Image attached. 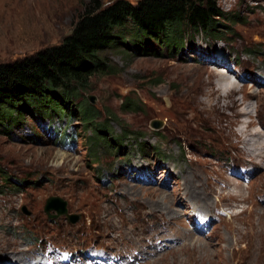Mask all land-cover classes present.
<instances>
[{
	"label": "rangeland",
	"instance_id": "374dc122",
	"mask_svg": "<svg viewBox=\"0 0 264 264\" xmlns=\"http://www.w3.org/2000/svg\"><path fill=\"white\" fill-rule=\"evenodd\" d=\"M90 1L0 0V63L59 44ZM215 1L239 20H219L222 41L199 33L173 54L130 43L101 53L113 73L93 77L85 96L110 115L119 148L96 146L95 157L76 113L49 135L30 116L0 127V264H264L263 160L194 108L210 72L228 71L257 95L236 94L264 140V0ZM50 197L66 216L49 217Z\"/></svg>",
	"mask_w": 264,
	"mask_h": 264
},
{
	"label": "trees",
	"instance_id": "16d2710c",
	"mask_svg": "<svg viewBox=\"0 0 264 264\" xmlns=\"http://www.w3.org/2000/svg\"><path fill=\"white\" fill-rule=\"evenodd\" d=\"M219 20L239 23L237 15L223 12L215 0H114L107 5L91 0L59 44L0 63V127L10 132L30 116L47 122L49 135L56 122L76 113L84 130L91 132L92 154L97 156L94 150L100 145L113 151L120 143L106 135L110 115L101 120L100 111L85 96L93 77L113 73L101 53L130 43L141 53L157 45L173 54L183 50L188 35L199 33L222 41L224 25ZM129 105L127 100L123 108H132ZM37 136L33 133L34 141ZM65 139L66 133L59 137Z\"/></svg>",
	"mask_w": 264,
	"mask_h": 264
},
{
	"label": "bare ground",
	"instance_id": "6f19581e",
	"mask_svg": "<svg viewBox=\"0 0 264 264\" xmlns=\"http://www.w3.org/2000/svg\"><path fill=\"white\" fill-rule=\"evenodd\" d=\"M228 74L229 72L223 69H220L217 73L211 71L209 80L202 81L201 83V87L197 93L199 95L196 99L197 105L195 104L196 106L194 108H196L195 110L199 115L204 116L211 126L223 132L231 141L235 140V144H240L243 152L255 158L262 159L263 162L261 165L264 166V140L262 133L254 130L255 124L253 121L248 119V121H243L241 119L243 116L246 118L250 117V112H247L248 107L252 105L249 106V103L247 104L236 96L238 92L244 93L242 98L247 97L250 100L252 97H257V95L251 91L245 93L244 88L242 89L241 86L233 82ZM245 107L247 111H244ZM240 125L241 127H238ZM206 201L208 205L209 199L206 198Z\"/></svg>",
	"mask_w": 264,
	"mask_h": 264
},
{
	"label": "water",
	"instance_id": "95a60500",
	"mask_svg": "<svg viewBox=\"0 0 264 264\" xmlns=\"http://www.w3.org/2000/svg\"><path fill=\"white\" fill-rule=\"evenodd\" d=\"M90 103L92 104L95 99L94 97H88ZM153 127H158V123H153ZM67 203L65 201H63L62 199L58 198V197H50L45 204V212L49 215L50 211H55L56 212V216H50L49 217H58V216H66L67 215ZM24 213L27 214V210L25 208H23ZM69 221L71 223H75L76 222V217L74 215H70L68 216Z\"/></svg>",
	"mask_w": 264,
	"mask_h": 264
}]
</instances>
